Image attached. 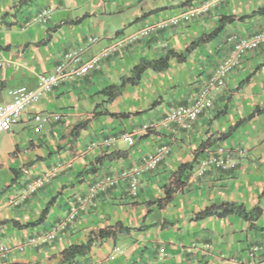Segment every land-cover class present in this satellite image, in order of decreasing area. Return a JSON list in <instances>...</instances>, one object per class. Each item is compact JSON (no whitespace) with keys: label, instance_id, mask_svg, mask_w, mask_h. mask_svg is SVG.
<instances>
[{"label":"crops","instance_id":"1","mask_svg":"<svg viewBox=\"0 0 264 264\" xmlns=\"http://www.w3.org/2000/svg\"><path fill=\"white\" fill-rule=\"evenodd\" d=\"M200 1L0 0V101H8V90L14 87L35 86L38 75L51 72L65 50L83 45L89 37L99 39L89 45L85 56L147 22ZM43 7L51 8L50 20L22 29L23 21ZM259 8H264V0H223L200 18L110 57L101 70L59 86L28 106L9 131L0 133V243L10 248L0 264H61L65 247L86 243L90 232L108 227L115 234L97 240L72 264H235L231 256L244 257L252 243H264V112L249 117L256 108H264V45L244 57L192 130H174L172 125L140 129L194 97L208 70L226 54L229 31L248 35L264 27V12L254 13ZM224 15L234 20L214 39L196 45L184 61L172 58L167 69L146 70L137 84L125 85L106 101L104 89L118 86L141 59L184 51L215 29ZM35 114H60V119L49 118L36 129ZM129 132L133 146L124 139ZM220 134L227 137L216 139ZM106 137L114 138L109 146L101 143ZM91 141L100 142L87 149ZM160 143H168L170 153L141 177L136 197L124 185L118 186L99 195L96 205L57 240L43 246L27 243L30 236L48 230L66 214L69 196L84 191L92 174L131 166ZM218 147L235 155L237 167L210 170L196 178L198 159ZM66 159H72L68 170L23 205H10L12 194L28 179ZM182 163L194 165L170 201L162 208L149 203L164 196V186L172 184ZM223 202L240 203L248 212L258 206L261 214L253 221L238 214L194 218L206 206ZM47 205L45 217L35 223ZM160 247L164 256L159 260Z\"/></svg>","mask_w":264,"mask_h":264},{"label":"built area","instance_id":"2","mask_svg":"<svg viewBox=\"0 0 264 264\" xmlns=\"http://www.w3.org/2000/svg\"><path fill=\"white\" fill-rule=\"evenodd\" d=\"M221 1L223 0H203L169 17L147 22L129 34L116 37L97 52L87 56L84 54L89 45L96 42L98 37H89L83 45L68 48L62 53L60 60L51 72H42L38 75L35 86L21 85L8 90L10 99L0 101V133L9 131L14 124L20 121L28 106L43 98L44 95L53 92L59 86L77 80L91 71L101 70L105 61L110 57L122 55L123 52L134 48L144 40L157 36L160 32L177 28L200 18ZM51 15V8L43 7L23 21L22 29L33 24H46ZM225 44L226 54L208 70L207 77L194 97L187 103H179L171 107L159 121L141 124L142 131L146 132L159 126L166 128L171 125L174 130H192L199 115L212 107L213 96L225 87L228 76L241 65L244 57L264 45V27L248 35L229 31L225 38ZM0 66H2L1 60ZM49 118L58 121L60 114H47L46 116L35 114L32 118L37 122L35 128H40V122ZM113 139V137H106L101 140V143L104 146H109ZM124 139L129 146H133L135 143L132 132L125 134ZM98 142L100 141H91L87 145V149L95 147L99 144ZM169 153L170 145L160 143L152 152L141 154L136 163L131 166L117 168L110 172H95L88 179L84 191L74 192L69 196L66 214L54 221L48 230L30 236L27 243L32 246H43L57 240L81 214L88 212L96 205L99 195L107 194L118 186L124 185L127 193L136 197L140 190L141 177L154 171ZM237 165L238 159L230 150L218 147L204 151L197 161L193 175L200 178L210 170L227 171L236 168ZM71 166L72 159L56 161L52 166L28 179L16 193L12 194L8 202L15 207L23 205L29 196L36 194ZM9 250L10 248L6 244L0 243V259L4 258ZM163 256L164 248L160 247L157 259L160 260ZM229 259L235 264H264V243H252L247 249L246 256L235 255Z\"/></svg>","mask_w":264,"mask_h":264},{"label":"trees","instance_id":"3","mask_svg":"<svg viewBox=\"0 0 264 264\" xmlns=\"http://www.w3.org/2000/svg\"><path fill=\"white\" fill-rule=\"evenodd\" d=\"M263 12H264V8H259L254 13H263ZM233 20H234V16L231 15L221 16L219 20V24L215 29H213L210 33L200 37L198 41L191 42L190 45H188L182 52H175L170 50L168 54H166L163 57H159L155 59H141L138 63H136L132 67L131 75L124 76L122 78L121 83L118 86L109 85L104 89L106 101L113 100L120 93V88L124 87L125 85L137 84L146 70L162 71L164 69H167L169 67V63L172 58L176 59L178 62L184 61L186 57L189 55V53L192 51V49L196 47V45L200 44L201 42H206L211 39H214L223 30V28L227 24L231 23ZM261 112H264V108H256L250 114L249 117L251 118L254 115ZM135 113H140V112H135ZM132 114L133 113H121L122 116H131ZM109 115L113 116L114 114L110 113ZM226 137L227 134H220V136H218L216 139L222 140ZM201 148H203V146ZM200 151L201 153H203L202 152L203 150L200 149ZM197 158L198 155L197 156L195 155L194 159ZM193 165H194L193 163H182L174 172V177L171 182L172 184L164 186V191H165L164 196L162 198L153 200L149 203L155 204L159 208H162L166 203H168L171 199L174 189H178L184 184L185 180L183 178V175L186 172L190 171L193 168ZM49 204H51V201L49 202ZM48 209H49V205H47L46 208L43 209L41 217L38 218V220L35 223L40 222L45 217L46 213L48 212ZM230 214H238L241 217H243L245 220L253 221L259 217V215L261 214V209L258 206H256L253 208L252 211L248 212L245 210L244 206L240 203H234V202H223L220 204L212 203L206 206L198 213H196L194 218L196 220H199L212 215H216L218 217H224ZM113 234H115V231L114 228L112 227L99 228L96 231L90 232V235L86 243L70 244L61 251L62 253L61 264H72V262L78 256L84 255L87 252H89L92 245L97 240L104 239L106 237L112 236Z\"/></svg>","mask_w":264,"mask_h":264}]
</instances>
